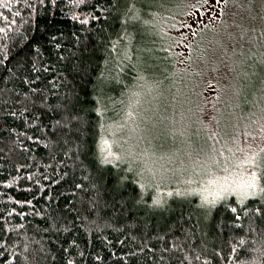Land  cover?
Here are the masks:
<instances>
[{
	"label": "trees",
	"instance_id": "1",
	"mask_svg": "<svg viewBox=\"0 0 264 264\" xmlns=\"http://www.w3.org/2000/svg\"><path fill=\"white\" fill-rule=\"evenodd\" d=\"M159 2L148 33L132 0H0V264H264V157L257 193L204 202L100 151L143 72L197 77L165 29L184 0Z\"/></svg>",
	"mask_w": 264,
	"mask_h": 264
},
{
	"label": "rangeland",
	"instance_id": "2",
	"mask_svg": "<svg viewBox=\"0 0 264 264\" xmlns=\"http://www.w3.org/2000/svg\"><path fill=\"white\" fill-rule=\"evenodd\" d=\"M132 3L129 20L148 33L154 12L169 10L159 0ZM178 11L166 34L176 68L186 75L194 68L195 81L163 77L170 61L150 64L159 73L138 74V95L122 120L101 128L100 151L112 160L113 146L121 148L160 190L178 177L176 186L196 189L204 202L229 195L242 200L260 188L264 157V0H184ZM144 45L136 48L138 58L155 50Z\"/></svg>",
	"mask_w": 264,
	"mask_h": 264
}]
</instances>
